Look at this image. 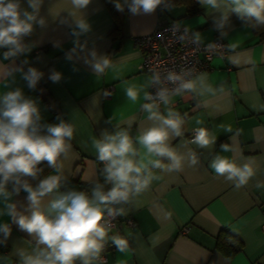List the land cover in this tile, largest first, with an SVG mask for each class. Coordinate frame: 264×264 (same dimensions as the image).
I'll list each match as a JSON object with an SVG mask.
<instances>
[{
  "label": "crops",
  "instance_id": "0c3cea01",
  "mask_svg": "<svg viewBox=\"0 0 264 264\" xmlns=\"http://www.w3.org/2000/svg\"><path fill=\"white\" fill-rule=\"evenodd\" d=\"M192 3L196 9L189 11ZM22 5L27 7L26 0H22ZM171 5L170 10L157 7L153 14L133 16L127 7L118 11L115 0H91L84 10L90 31L77 38L67 24L60 23L68 17L67 12H75L70 0H44L40 15L45 25H33V33L24 38V43L32 45L31 50L17 54L14 61L19 65L27 59L23 70L35 67L43 76L32 90L17 72L14 82L9 80L10 86L20 87L37 102L42 124L63 119L74 125L72 147L62 161L66 187L90 195L93 183L104 181L100 173L103 164L96 159L91 139L99 138L102 130L112 132L116 125L127 127L131 122L130 135L135 141L139 129L151 123L147 121L148 114L140 108L145 102L143 92L133 103L124 91L129 85H141L150 78L139 66L142 54L132 36L151 31L162 18L176 20L192 32H199L204 42L222 38L228 48L227 55L213 56L208 69L193 75L195 78L203 74L215 92L199 95L185 91L172 95L169 105L185 120L184 134L172 140L171 147L180 153L194 150L200 163L191 167L185 163L178 173L153 169L159 179H154L146 191L125 206L127 214L119 216L117 227L109 231V238L117 236L127 241L126 249L118 251L109 241L106 262L264 264V187H256L257 182L264 183V39L243 26L235 14L230 17L231 26L226 29V35L221 36L198 0H171ZM76 16L79 17V12ZM80 47L85 51L94 47L98 53L107 54L115 67L97 77L79 58ZM5 51L6 47H0V62L10 64L11 58L3 59ZM69 55L72 59L67 58ZM53 71L61 74L58 82L49 79ZM107 84H113V89L106 95L103 87ZM7 90L0 83V93ZM165 110L166 106L160 104V111ZM197 120L202 124H197ZM196 127H206L216 137L215 143L204 149L191 144L189 135ZM226 128L232 131H225ZM224 143L232 150L223 152L220 146ZM217 153L234 157L238 163L253 162L256 174L247 185L236 189L232 182L217 176L210 168V160ZM49 173L46 167L41 177ZM104 187L107 190L111 185ZM26 195L21 191L13 200L26 204ZM126 217H132L135 225H129ZM0 223L11 224V218L0 215ZM183 226L187 228L185 232H181ZM11 228L8 240L0 243V264H18L15 248L33 246L26 233L15 224ZM225 230L242 242V248L230 257L216 246L217 236L224 235Z\"/></svg>",
  "mask_w": 264,
  "mask_h": 264
},
{
  "label": "clouds",
  "instance_id": "9594fccd",
  "mask_svg": "<svg viewBox=\"0 0 264 264\" xmlns=\"http://www.w3.org/2000/svg\"><path fill=\"white\" fill-rule=\"evenodd\" d=\"M43 2L26 0L27 7H24L22 0H0V47L7 48L3 59L12 60L10 64L0 62V83L8 89L0 93V203H3L0 215H8L11 224L31 238L33 246L30 249L15 248L18 264H107L101 253L109 241L118 251H124L127 246L124 238H109L111 221L126 215L125 206L146 191L154 179H159L153 169L178 173L185 163L190 167L200 163L194 150L180 153L171 147L172 140L184 134L185 123L181 114L169 107L171 96L185 91L204 95L214 93L215 89L203 74L193 78L191 68H181L179 72L174 69L151 70V76L144 84H131L124 90L127 99L133 103L143 92L145 102L140 108L148 114L147 121L151 123L139 129L135 141L130 135L131 122L127 127L116 125L112 132L102 130L99 138L91 139V145L96 159L103 164L100 170L103 183L95 181L90 195L66 187L62 161L71 150L74 125L63 119L58 123L42 124L37 102L26 96L20 87L12 88L9 83L10 79L14 82L15 73L19 72L27 87L35 90L43 76L35 67L29 66L26 72L23 70L27 59L19 65L14 63L17 54L31 50L32 45L24 43V38L33 33V25H45L40 15ZM90 2L70 0L75 12H67L68 17L60 20L72 29L73 37L78 38L90 31L84 15ZM198 3L211 16L213 27L221 36L226 35V29L231 26L232 14L243 26L253 30L264 28V0H198ZM115 7L121 12L127 7L131 15L138 16L153 14L157 7L170 10L172 5L171 0H123L122 3L115 0ZM180 28L179 23L173 25L174 34ZM188 31L185 26L177 39L184 40ZM191 42L202 44L201 34L193 32ZM79 51L82 54L79 58L97 77L106 69L115 67L107 54L98 53L94 47L90 51L80 47ZM67 58L72 59V55ZM232 62L238 63V60ZM49 79L58 82L61 74L53 71ZM169 84L173 87L169 88ZM149 85L156 87L154 94L145 91ZM220 91H223L222 87ZM160 104L166 106L164 113L160 111ZM197 124L202 121L197 120ZM225 131L231 132L232 129L226 128ZM215 140L206 127H199L194 130L190 143L204 149L213 145ZM220 147L223 152L232 150L227 143ZM42 163H46L50 173L41 177ZM209 166L217 176L232 182L236 189L247 185L256 174L253 162L238 163L234 157L219 153L210 160ZM105 184L111 187L105 190ZM256 187H264V183L257 182ZM21 191L27 194L26 204L13 200ZM11 224L0 223V243L10 237Z\"/></svg>",
  "mask_w": 264,
  "mask_h": 264
},
{
  "label": "built area",
  "instance_id": "2783aa9c",
  "mask_svg": "<svg viewBox=\"0 0 264 264\" xmlns=\"http://www.w3.org/2000/svg\"><path fill=\"white\" fill-rule=\"evenodd\" d=\"M179 23L176 20H167L159 18L155 27L146 33L132 36L134 45L141 51L140 68L151 76V70L163 71L165 69H174L177 72L181 68L193 69V75L210 67V61L213 56H226L228 48L225 41L220 37H215L202 44H193L191 42L192 31L189 30L184 36V40H178L177 35L182 34L185 25H181L180 31L174 34L173 25ZM169 88L173 85L169 84ZM113 89V84H107L103 87L104 94H109ZM150 93H155V86H148ZM197 128V127H196ZM193 128L190 132V138L193 137ZM102 164V163H101ZM129 225H135L132 217L124 218ZM119 216L111 221V228H116ZM264 227V222L262 224ZM186 227L181 228V232L186 231ZM110 243L105 246L101 257L107 260V250Z\"/></svg>",
  "mask_w": 264,
  "mask_h": 264
},
{
  "label": "trees",
  "instance_id": "16d2710c",
  "mask_svg": "<svg viewBox=\"0 0 264 264\" xmlns=\"http://www.w3.org/2000/svg\"><path fill=\"white\" fill-rule=\"evenodd\" d=\"M175 1V0H173ZM196 9L195 4H190L188 10L194 11ZM238 21H240L238 18H236ZM260 39H264V28L254 30ZM45 170L47 165L46 163H42L40 165ZM9 187H11L9 185ZM224 235L219 234L217 236L216 246L218 250H220L223 254H225L227 257H230L233 253L239 251L242 248V242L241 240L235 236L234 234L230 233L229 231L223 232Z\"/></svg>",
  "mask_w": 264,
  "mask_h": 264
}]
</instances>
